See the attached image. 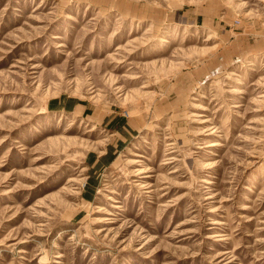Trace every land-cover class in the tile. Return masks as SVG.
Wrapping results in <instances>:
<instances>
[{"label":"rangeland","instance_id":"rangeland-1","mask_svg":"<svg viewBox=\"0 0 264 264\" xmlns=\"http://www.w3.org/2000/svg\"><path fill=\"white\" fill-rule=\"evenodd\" d=\"M0 264H264V0H0Z\"/></svg>","mask_w":264,"mask_h":264}]
</instances>
